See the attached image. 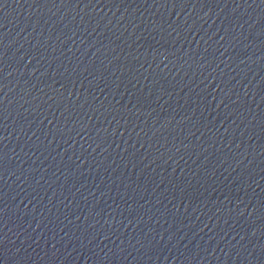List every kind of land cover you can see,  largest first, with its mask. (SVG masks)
<instances>
[{
  "label": "water",
  "instance_id": "1",
  "mask_svg": "<svg viewBox=\"0 0 264 264\" xmlns=\"http://www.w3.org/2000/svg\"><path fill=\"white\" fill-rule=\"evenodd\" d=\"M0 264H264V0H0Z\"/></svg>",
  "mask_w": 264,
  "mask_h": 264
}]
</instances>
